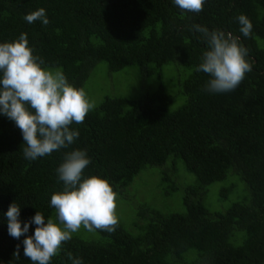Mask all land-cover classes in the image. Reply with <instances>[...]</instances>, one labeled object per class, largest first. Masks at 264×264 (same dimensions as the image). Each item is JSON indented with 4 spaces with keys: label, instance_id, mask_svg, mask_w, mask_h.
<instances>
[{
    "label": "trees",
    "instance_id": "1",
    "mask_svg": "<svg viewBox=\"0 0 264 264\" xmlns=\"http://www.w3.org/2000/svg\"><path fill=\"white\" fill-rule=\"evenodd\" d=\"M40 8L48 25L25 21ZM241 14L253 25L249 37ZM194 25L231 33L248 49L252 70L235 90L207 91L211 77L196 69L208 44ZM21 34L42 67L61 69L76 88L91 90L99 73L122 85L114 81L129 69L138 85H109L70 126L74 143L36 160L25 159L20 129L0 114V264H32L23 240L36 225L11 237L9 205L20 206L22 226L36 212L55 220L56 170L77 149L91 160L83 178L108 180L131 209L115 232L81 227L50 264H72L68 253L83 264H264V0H205L199 13L174 0H0V43ZM142 184L158 199L146 202Z\"/></svg>",
    "mask_w": 264,
    "mask_h": 264
},
{
    "label": "clouds",
    "instance_id": "2",
    "mask_svg": "<svg viewBox=\"0 0 264 264\" xmlns=\"http://www.w3.org/2000/svg\"><path fill=\"white\" fill-rule=\"evenodd\" d=\"M179 9L192 13L203 11L205 0H174ZM28 23L40 21L50 23L46 10L40 8L24 16ZM240 32L249 37L253 25L241 14L238 17ZM194 30L203 34L208 44L202 62L196 69L208 74L206 89L213 93L235 90L252 70L246 59L248 49L231 33L220 30L209 31L201 25ZM44 61L33 55L26 34L18 40L0 43V114L14 121L20 129L26 147L25 159L51 155L54 151L68 148L79 137V132L71 125L82 124L96 105L83 88L69 84L61 69L42 67ZM91 160L84 150L67 152L63 163L57 168L58 179L63 182V190L51 196L50 205L55 209L56 219H45L36 212L23 226L20 206L9 205L6 213L8 233L19 239L28 233L30 224H35L34 235L23 240L24 256L32 264H50L59 255L62 244L70 241L81 227L91 232L103 230L115 232L119 226L116 214L118 194L108 180L92 176L83 178L84 170ZM20 246H16L14 256H19ZM72 264H83L82 259L68 253Z\"/></svg>",
    "mask_w": 264,
    "mask_h": 264
},
{
    "label": "rangeland",
    "instance_id": "3",
    "mask_svg": "<svg viewBox=\"0 0 264 264\" xmlns=\"http://www.w3.org/2000/svg\"><path fill=\"white\" fill-rule=\"evenodd\" d=\"M101 74L102 73H99L96 75L95 82H96L97 86H95L91 90L90 89H84L86 91V93L91 95L89 98H91V100L94 102H96L98 99H101L103 97V95H105L106 92L110 93L109 92L110 86L112 87V89H115L118 86H120V87L124 86L127 89H130V88L132 89L136 85H138V80L136 78V71L134 69H129L126 72V78L125 79H119L117 81H114V82H122V85H116L115 83L110 84V82H108V80L106 78L104 80H102ZM147 179H148V181L151 180L150 178H147ZM150 186H151L150 184H142V186L139 187V189H138L139 192H141L142 197L144 198V200L146 202L147 201L151 202L152 199L153 200L158 199L157 197H154V198L152 197ZM217 189H218V185L210 186L209 199L213 198L216 195ZM116 203H117L116 214L120 218L126 220L127 219V210L131 209V205L126 200H123L120 196H118ZM127 225H129V223H126V226ZM80 230L83 231V228ZM81 231L79 233H82Z\"/></svg>",
    "mask_w": 264,
    "mask_h": 264
}]
</instances>
